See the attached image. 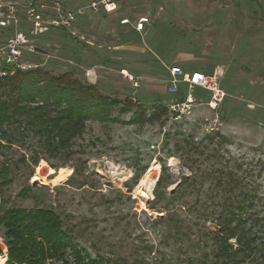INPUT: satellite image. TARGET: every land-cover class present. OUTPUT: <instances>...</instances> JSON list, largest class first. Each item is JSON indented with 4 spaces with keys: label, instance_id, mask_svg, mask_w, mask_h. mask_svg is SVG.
Instances as JSON below:
<instances>
[{
    "label": "rangeland",
    "instance_id": "rangeland-1",
    "mask_svg": "<svg viewBox=\"0 0 264 264\" xmlns=\"http://www.w3.org/2000/svg\"><path fill=\"white\" fill-rule=\"evenodd\" d=\"M64 1L75 6L91 0ZM197 2L200 6L193 9L188 0H131L124 11L133 15L153 3L164 6L151 15L144 36L130 35L131 25L122 27L117 17L95 15L78 24L75 34L53 29L32 37L36 50L25 51L30 66L25 70L69 72L95 85L117 97L111 109L117 120L88 119L72 141L70 156L41 158L37 165L27 162L40 152L36 137L0 147V161L7 156L16 165L9 172L12 182L0 190V209L51 207L76 243L91 257L103 258L100 264H187L188 259L212 264L218 204L243 189L254 193L250 209L257 217L247 227L264 239V0ZM18 8L17 27L27 32L28 21ZM192 20L202 25L193 29L187 25ZM206 26L210 36L203 32ZM14 31V26H0V42ZM116 44L161 51L170 58L186 50L192 56L187 68L208 70L217 64L226 97L211 109L205 105L210 92L196 87L193 95L204 104L192 117L173 120L156 109L166 106L165 97L145 90L139 75L145 67L135 62V50L117 54L129 72L138 74L137 87L109 60ZM142 56L153 58L148 52ZM152 162L159 166L156 178L162 177L159 188L157 179L152 187L141 182ZM51 163L57 165L54 170L70 168L69 175L57 180L55 173H47ZM22 189L26 194L19 195ZM229 241L236 247L234 238ZM0 250L6 256L1 232ZM68 260L47 264H74L70 255Z\"/></svg>",
    "mask_w": 264,
    "mask_h": 264
},
{
    "label": "trees",
    "instance_id": "trees-1",
    "mask_svg": "<svg viewBox=\"0 0 264 264\" xmlns=\"http://www.w3.org/2000/svg\"><path fill=\"white\" fill-rule=\"evenodd\" d=\"M117 103V97L103 94L95 85L81 82L69 72L51 73L35 67L0 76V147L19 145L28 137H36L40 152L31 155L29 164L37 165L41 158L48 161L68 157L72 153L73 139L82 133L88 119L117 120L111 115V109ZM156 109L167 111L162 104ZM21 161L26 162L23 157ZM12 166L16 167L7 156L0 161L1 191L12 182L9 175ZM161 182L159 176L156 188L162 186ZM241 190V194L240 191L229 194L218 204L212 264H264V239L251 229L252 222L257 220L255 211L250 209V197L254 193ZM18 194H26L25 189ZM162 194L158 189L157 196ZM248 222H251L249 227ZM0 232L7 248L5 264L68 262V255L74 264H100L103 261L102 257H91L76 243L60 215L48 206L2 207ZM230 238L235 239L236 247ZM187 264L205 263L188 259Z\"/></svg>",
    "mask_w": 264,
    "mask_h": 264
},
{
    "label": "built area",
    "instance_id": "built-area-1",
    "mask_svg": "<svg viewBox=\"0 0 264 264\" xmlns=\"http://www.w3.org/2000/svg\"><path fill=\"white\" fill-rule=\"evenodd\" d=\"M124 0H91L87 4L67 6L64 0H8L0 4V26L15 27V31L4 42H0V76L12 75L17 71H24L26 65L25 51L33 52L35 45L31 43L34 36H39L52 29L61 28L76 33L79 20L88 13H112L119 9ZM18 5L22 7L25 20L28 21V31L24 32L17 27L20 20ZM120 24L131 25L140 32L144 25L149 23L145 14L125 15L120 17ZM133 87L138 86V80L133 75L125 73ZM221 73H204L200 70L184 71L179 65L168 67L167 92L172 95L166 104L167 112L173 120H182L194 115L195 108L203 105L200 99L194 97L196 87L210 92V98L205 103L211 109H217L226 97V92L219 86ZM180 84L184 85V93H180Z\"/></svg>",
    "mask_w": 264,
    "mask_h": 264
},
{
    "label": "crops",
    "instance_id": "crops-1",
    "mask_svg": "<svg viewBox=\"0 0 264 264\" xmlns=\"http://www.w3.org/2000/svg\"><path fill=\"white\" fill-rule=\"evenodd\" d=\"M125 4L123 3L118 10L106 14L104 12H99V13H88L86 14L84 17H82L79 20V24H85L90 20V17L92 16H99L100 18L102 17H117L118 23H119V19L122 16L131 15V12L126 13L124 11V9H126V7H124V5L127 6V4H129V2L131 0H124ZM188 3L191 7H193V9L195 7L200 6V4L197 2V0H188ZM197 4V5H196ZM207 5V4H205ZM159 8H161L160 10H158ZM164 6H162V4L159 3H153V7L150 6L148 11L146 12H142L141 14H145L149 17V22L150 23H146L144 25V28L142 31L138 32L136 30H134V28H132L130 31H132V33H130V35H136V36H144L146 35V32L149 28V25L151 24V21L153 19V17L151 16L153 13H155V16H157L161 10H163ZM120 24V23H119ZM122 27H126L128 26V28H130V25L127 24H120ZM187 25L194 28L200 27L202 25L201 22H199L198 20H192L191 22H187ZM206 30H203V32L205 34H210V27L206 26L205 28ZM208 31V33H206ZM207 35V36H208ZM210 36V35H209ZM209 36L207 37V39H209ZM135 50V53L138 55L134 60L136 63L144 66L145 68H141L143 69L142 71H144L141 75L144 79V85L145 86V90L148 91L149 93L152 92L156 95H161L165 97V100H167V102L171 99L172 95L169 94L167 92V83L164 81V79H166L168 77V67L171 65H179L182 67V69L184 71H193V70H200L204 73L207 74H212L213 72H219L222 73L223 70L216 65H214L213 67L209 68L208 70H202V68H187L188 67V63L190 58L192 57L190 53H187L186 50L181 51V52H177L176 54H173L171 56V58L169 56H166L167 54H162L161 51L159 53L157 52H151L147 49H145L144 47H139L137 45H126L125 47H121V45L116 44L115 46H113V51L110 52V55H107L109 57V60L116 66L117 69H121L122 71L126 72L127 74L133 75V76H137L138 74H133L132 72H129V70L127 69L126 63L124 62L125 59L122 58V55H118V52H122V51H133ZM148 52L151 54V56H153L152 59H145L142 54ZM123 61L124 64L119 63ZM129 65V64H127ZM222 76H224V74L222 73ZM185 91L184 89V85L180 84V93L183 94Z\"/></svg>",
    "mask_w": 264,
    "mask_h": 264
},
{
    "label": "bare ground",
    "instance_id": "bare-ground-1",
    "mask_svg": "<svg viewBox=\"0 0 264 264\" xmlns=\"http://www.w3.org/2000/svg\"><path fill=\"white\" fill-rule=\"evenodd\" d=\"M153 163V162H152ZM158 164L154 162L152 166L147 170L144 177L141 179V182H145L149 187L155 183L157 177ZM47 173H55L57 180L64 179L70 173V168L60 167L57 170H54L52 167L47 168ZM38 178V176H36ZM6 256L4 253L0 254V264H5Z\"/></svg>",
    "mask_w": 264,
    "mask_h": 264
}]
</instances>
